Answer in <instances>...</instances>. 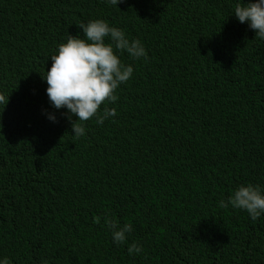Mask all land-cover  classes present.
Segmentation results:
<instances>
[{"label":"trees","instance_id":"1","mask_svg":"<svg viewBox=\"0 0 264 264\" xmlns=\"http://www.w3.org/2000/svg\"><path fill=\"white\" fill-rule=\"evenodd\" d=\"M236 2L0 0V256L264 264V215L217 206L241 184L264 187V40L232 15ZM94 19L148 55L120 56L134 72L107 104L115 117L76 138L42 76ZM105 216L133 225L142 254L113 244Z\"/></svg>","mask_w":264,"mask_h":264},{"label":"clouds","instance_id":"2","mask_svg":"<svg viewBox=\"0 0 264 264\" xmlns=\"http://www.w3.org/2000/svg\"><path fill=\"white\" fill-rule=\"evenodd\" d=\"M122 0H104V3L118 5ZM232 15L241 24L255 32V38L264 40V0H237ZM80 34L68 35L51 55V67L42 79L46 81V95L53 109L66 111L61 113L71 124L74 137L85 135L84 122L95 117L97 125L116 115L115 107H107L118 99L117 89L133 75L132 64H126L120 56L127 53L133 61L147 59V50L139 39H129L126 33L110 25L103 19L89 20L77 25ZM105 107L101 109V105ZM75 117V119H73ZM51 122L57 121L56 114L46 113ZM217 206L231 207L246 211L252 221L264 215V187L247 183L237 186L221 199ZM104 226L110 233L115 245L127 244L130 256H139L143 245L128 238L133 231L131 223H119L115 218L105 216ZM0 264H12L7 256H0ZM41 264H49L42 259Z\"/></svg>","mask_w":264,"mask_h":264},{"label":"rangeland","instance_id":"3","mask_svg":"<svg viewBox=\"0 0 264 264\" xmlns=\"http://www.w3.org/2000/svg\"><path fill=\"white\" fill-rule=\"evenodd\" d=\"M60 111L65 112L66 110H65V109H60V110H58V112H60ZM125 247H127V245H126Z\"/></svg>","mask_w":264,"mask_h":264}]
</instances>
